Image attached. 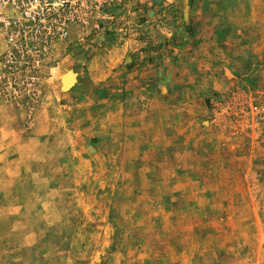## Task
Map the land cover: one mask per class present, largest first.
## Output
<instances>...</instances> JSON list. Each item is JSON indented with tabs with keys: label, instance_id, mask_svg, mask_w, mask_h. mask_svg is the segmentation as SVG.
Wrapping results in <instances>:
<instances>
[{
	"label": "rangeland",
	"instance_id": "obj_1",
	"mask_svg": "<svg viewBox=\"0 0 264 264\" xmlns=\"http://www.w3.org/2000/svg\"><path fill=\"white\" fill-rule=\"evenodd\" d=\"M62 1L0 0V264H264V0Z\"/></svg>",
	"mask_w": 264,
	"mask_h": 264
},
{
	"label": "crops",
	"instance_id": "obj_2",
	"mask_svg": "<svg viewBox=\"0 0 264 264\" xmlns=\"http://www.w3.org/2000/svg\"><path fill=\"white\" fill-rule=\"evenodd\" d=\"M138 4L139 5H137L136 7H139V8H137L138 10L135 12V14L136 15H140V13H142L143 11H145L146 12V10L144 9V8H146L148 5H147V2H146V0H138ZM183 19V18H182ZM72 31H73V29H72ZM170 35H172V34H169V33H166V37H170ZM174 36V35H173ZM168 48H170V47H168ZM127 47H121V48H118V49H114V50H111L110 52H111V56H112V61H115V62H113V63H116V62H118L119 61V58H118V56L120 57L121 55H125V53L127 52ZM165 50V49H164ZM109 53V52H108ZM131 54V53H130ZM175 59V58H177V56H173V57H166L165 55H163V58H161V60H162V64L164 65L165 63V65L164 66H167L166 67V69H168V68H170L171 67V65L173 64V59ZM93 63H95V62H93ZM115 66V64H113V67ZM91 67H94V65H91ZM97 68H103L104 70H106L105 68H104V66H98ZM171 69V68H170ZM107 71H109L108 69H107ZM88 77H89V80H91V82L94 84V85H96V84H98V82L99 81H101V80H103L104 79V77H102L101 76V74L100 73H97V72H91V71H89V73H88Z\"/></svg>",
	"mask_w": 264,
	"mask_h": 264
},
{
	"label": "built area",
	"instance_id": "obj_3",
	"mask_svg": "<svg viewBox=\"0 0 264 264\" xmlns=\"http://www.w3.org/2000/svg\"><path fill=\"white\" fill-rule=\"evenodd\" d=\"M67 3H68V0H63L61 5H67Z\"/></svg>",
	"mask_w": 264,
	"mask_h": 264
},
{
	"label": "water",
	"instance_id": "obj_4",
	"mask_svg": "<svg viewBox=\"0 0 264 264\" xmlns=\"http://www.w3.org/2000/svg\"><path fill=\"white\" fill-rule=\"evenodd\" d=\"M64 86V85H63Z\"/></svg>",
	"mask_w": 264,
	"mask_h": 264
}]
</instances>
